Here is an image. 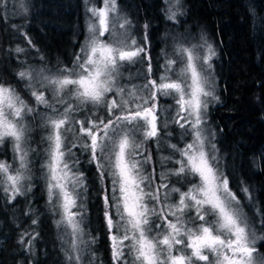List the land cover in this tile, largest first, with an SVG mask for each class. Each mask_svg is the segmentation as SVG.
<instances>
[{"label": "snow or ice", "instance_id": "snow-or-ice-1", "mask_svg": "<svg viewBox=\"0 0 264 264\" xmlns=\"http://www.w3.org/2000/svg\"><path fill=\"white\" fill-rule=\"evenodd\" d=\"M165 3L166 18L177 21L178 14L183 15L181 0ZM87 12L86 42L74 55L71 68L24 65L16 73L37 107L0 78V146L10 142L15 164L0 160V190L10 201L32 191L30 154L36 150L30 147L33 129L27 118L38 116L40 128L47 133L42 136L47 147L41 169L48 211L59 214L55 224L63 225L69 237L64 250L69 264H85L86 252L92 264L91 245L96 242L90 234L84 238L88 186L74 149L87 153V163L96 167L114 264H129V259L131 264H264V255H254L257 241L264 242V236L256 234L257 226L264 228V214L255 208L257 225L244 213L222 170L215 131L208 125L209 105L219 101L212 77L217 55L213 45L202 35L194 43L197 38L191 34H177L172 37V51H162L163 63L158 59L159 74L152 79L148 25L143 26L145 34L138 42L131 33L132 21L120 15L117 0H101L100 7L90 6ZM14 52L25 49L16 47ZM137 64H146L143 72L130 75L128 84H122V69ZM133 78L144 83L133 84ZM162 97L173 100L172 115L163 119L167 109L159 105ZM89 105L102 108L107 119L95 112L77 119L75 114ZM39 106L46 111L38 112ZM169 119L182 130L181 139H188L182 148L167 145L179 159L160 158L161 165L171 162L174 169L157 174L153 168L146 173L145 165L152 163V157L145 155V145L155 140L159 148L160 130L171 135L166 131ZM169 176L177 177V182L192 177L198 183L181 191L170 187ZM239 190L252 201L248 187ZM173 194L178 200L170 203ZM37 222L32 220L33 225ZM34 239L25 232L20 243L30 247Z\"/></svg>", "mask_w": 264, "mask_h": 264}, {"label": "trees", "instance_id": "trees-1", "mask_svg": "<svg viewBox=\"0 0 264 264\" xmlns=\"http://www.w3.org/2000/svg\"><path fill=\"white\" fill-rule=\"evenodd\" d=\"M94 1L99 2L31 0L28 11L17 15L7 13L8 0L0 3V16L3 17L0 19V78L3 82L11 84L22 97L31 101L25 82L16 75L27 62L36 61L49 68L57 65L72 67L74 55L86 41L87 8ZM117 3L132 16L140 37L145 34L143 26L148 25L147 44L152 57L151 78L154 79V61L163 47L160 35L166 24H172L163 11L165 0H117ZM181 5L185 16L181 17L180 28L184 30L186 25L190 26L193 36L204 32L205 39L217 53L214 63L220 97L211 106L209 118L215 131L217 154L223 161L222 170L228 175L229 184L237 196L246 199L239 189L248 187L253 198L251 209L259 208L264 214V0H181ZM25 33L34 48L25 39ZM16 47L25 49V52L15 53ZM40 57L44 58L43 61ZM141 67L145 68L146 64ZM163 100L164 97L159 99L160 107ZM85 112L77 119L85 117ZM172 126L173 131H182L177 125ZM161 131L170 143H178L179 147L188 139L184 137L177 141V138L166 135L164 129ZM166 131L170 133L168 129ZM46 134L45 129L36 126L32 191L10 201L0 190V264H69L65 259V242L61 239L62 227L55 224L57 213L48 211L46 180L41 169L43 149L47 147L42 136ZM145 148V155L150 153L152 157V163L145 165L146 173L155 168L159 174L165 166L173 169L171 162L159 163L160 154L170 152L168 147L158 148L155 140H149ZM74 151L80 159L79 170L84 173L88 186L86 224L89 227L86 230L96 240L91 246L95 264H114L96 167L87 163V153ZM12 157L11 144L6 141L0 146V160L11 163ZM171 181L178 183L175 177ZM196 181L189 177L186 182L190 185ZM159 182L157 175L156 183ZM33 219L38 221L37 224H32ZM25 232L35 236L30 247L20 243L21 234ZM259 233L264 236V228L259 227ZM29 238L24 237L25 241ZM257 247L264 255V242L259 241Z\"/></svg>", "mask_w": 264, "mask_h": 264}, {"label": "rangeland", "instance_id": "rangeland-1", "mask_svg": "<svg viewBox=\"0 0 264 264\" xmlns=\"http://www.w3.org/2000/svg\"><path fill=\"white\" fill-rule=\"evenodd\" d=\"M8 3H9V6H8V9H6V11H7V13L8 14H10V15H17V14H21V13H24V12H26V11H28V9L30 8V6H31V0H8ZM7 3V4H8ZM21 5H23L24 7H21ZM93 5H95V6H97V7H100L101 6V0H99V2H92V3H90L89 5H88V7H90V6H93ZM118 7H119V5H118ZM26 9V10H25ZM119 9H120V15L122 16V17H126L127 19H129V20H131L132 21V27H131V33H132V35L137 39V41L138 42H140V41H142V37H140V33H139V30H138V27L136 26V23L132 20V16L130 17L129 16V14L127 13V12H124L120 7H119ZM182 10V12H183V15H179L178 14V16H177V21H178V23H177V21H172V24H166L165 25V27H164V29L162 30V32H161V37H162V42H163V47L161 48V50H159L158 51V57H157V61H158V59H159V62H160V64H162L163 63V59H160V56H161V53H162V51H164V52H171L172 51V45H173V43H174V41H173V39H172V37H174V36H176L177 34H191V28H190V26H187L186 25V28L184 29V30H182L181 28H180V26H179V24H180V20H181V17H184L185 16V14H184V11H183V8L181 9ZM263 18V17H262ZM88 19H89V16H88ZM203 36L204 37V39H205V37H206V35H205V33L204 32H201V34L200 33H197V34H195L194 33V36L193 35H191V36H193V37H196L197 38V40H194L193 42L195 43V42H199V37L200 36ZM161 37H159V38H161ZM86 42V41H85ZM207 42H208V40H207ZM209 43V42H208ZM210 44V43H209ZM215 58V57H214ZM214 58H213V61H212V64H213V70H212V77H213V82H214V90H215V94L218 96V97H220V86H219V80H218V76H217V72H216V67H215V63H214ZM157 61H154V66H155V68H154V75H156L155 76V78L154 79H156L157 78V76H158V70H157ZM25 65H32V66H34V67H39V66H41V64L40 63H38V62H36V61H34V62H27ZM71 68V67H70ZM143 70H144V68H142L141 67V64H137V65H134V66H125L124 67V69H122V71L124 72V78L121 80V83L122 84H128V81H129V77H130V75L132 76V77H135V74L136 73H138V72H140V73H142L143 72ZM133 84H137V85H140V84H143L144 83V80L143 79H141V78H133L132 79V81H131ZM21 95V94H20ZM46 95H48L47 93H46ZM23 99L30 105V106H32V107H37L36 106V104H35V101H34V99L32 98V100L31 101H27L24 97H23ZM48 99H49V101L51 102V96H48ZM163 101H164V103H163ZM163 101H160V103H163V105L161 106L162 107V109H167V111H165L164 113H163V116L161 117L162 119L164 118V117H168V115L170 114V116L172 115V112H173V110H172V108L170 107L172 104H173V100L171 99V97H164V100ZM73 103H75L74 101H73ZM214 103H216V101H213V102H211L210 103V105H209V109H208V113H207V119H208V125L210 126V128L213 130L214 129V127H213V125H212V123L210 122V118H209V110H210V108H211V106L214 104ZM46 111V109L43 107V106H39L38 107V112H40V113H43V112H45ZM86 111V112H85ZM82 112H85V114H91L92 112H95V114L96 115H99V116H104V118H105V116H107L106 115V113L104 112V110L102 109V108H100V109H93L92 108V106L91 105H89L87 108H85V109H83L81 112H77L76 114H75V116H76V118H77V116L79 115V114H81ZM169 116V117H170ZM85 117H83V118H81V117H79L78 119H81V120H83ZM27 122L30 124V126L32 127V129H33V131H32V133H31V140H30V147L31 148H33L34 149V145H35V141H36V138H35V133H36V126L38 125H40V118L37 116L35 119H32V117L30 116V117H28L27 118ZM173 123H171V120L169 119V126H168V131L171 133V136L173 137V138H177V141H180V140H183V139H181V133H182V131H179V130H177L176 132L175 131H173ZM40 127V126H39ZM161 130H163V129H161ZM160 136H161V140H160V145H159V148H165V147H167V145L168 144H172V143H170V140H168V137L167 136H165L163 133H162V131L160 132ZM138 139H139V137H138ZM175 145H177V147H179L178 146V143L176 144L175 143ZM184 146V145H183ZM182 146V147H183ZM181 147V148H182ZM168 150H170V152L168 153V154H164V153H161L160 155V157H162V156H172V158L173 157H176V156H179L178 154H173V152H172V150L169 148ZM218 155V154H217ZM34 153H31L30 154V159L33 161L34 160ZM174 160H176V159H179V158H173ZM220 159H221V167L223 166V161H222V158L220 157ZM43 162H44V158H43ZM42 162V163H43ZM11 163H13V166L15 167V164H14V162L13 161H11ZM32 167V166H31ZM175 168V167H174ZM223 168V167H222ZM170 168L169 167H167V166H165V168H163V170L162 171H167V170H169ZM145 170H148L147 169V167L145 166ZM32 176H33V169H32ZM171 177H175V176H169L168 177V179L170 180L168 183H169V185H170V187L172 186V185H175V184H173L172 183V181H171ZM33 181V180H32ZM191 183H198V181H196V182H191ZM191 185V184H190ZM190 185H188V187H190ZM231 184H229V187L231 188V186H230ZM176 186V185H175ZM32 189H33V187H32ZM232 189V188H231ZM181 191H183V190H181ZM184 191H187V189H185ZM233 191V190H232ZM234 192V191H233ZM239 198V197H238ZM240 199V198H239ZM178 200V196L176 195V194H173L172 196H171V198H170V203H175L176 201ZM240 201H241V204L243 205V211H244V213L249 217V219H250V221H252V222H254V223H256L257 225H258V221H257V219H256V217H257V213L255 212V209H251V204H252V201H250V200H248L247 198L246 199H240ZM151 206V205H150ZM189 215H191V214H189ZM57 218L59 219L60 217H59V214L57 213ZM87 219H88V216L86 215L85 216V218H84V230H85V239H88V233H87V230H86V228L88 229V225L86 224L87 223ZM62 228H61V231H62V234H63V240H64V242H65V240H68L69 239V237L68 236H66L65 235V229H64V226L62 225L61 226ZM154 227H155V225H154ZM256 234H257V236H261V234L259 233V226H257L256 227ZM258 243H259V241H257V244H256V248H257V253H254V255H263L260 251H259V249H258ZM65 246H66V244H65ZM92 246V245H91ZM67 247V246H66ZM91 252H92V254L94 255V252H93V249H92V247H91ZM125 258L126 259H129L128 258V254H127V252L125 253ZM210 259H211V257H210ZM88 261H89V255H88V253L86 252L85 253V264H88ZM92 264H95V261L94 260H92ZM129 264H131V261H130V259H129ZM194 264H195V262H194Z\"/></svg>", "mask_w": 264, "mask_h": 264}, {"label": "flooded vegetation", "instance_id": "flooded-vegetation-1", "mask_svg": "<svg viewBox=\"0 0 264 264\" xmlns=\"http://www.w3.org/2000/svg\"><path fill=\"white\" fill-rule=\"evenodd\" d=\"M173 158H179V156H176V157H173ZM174 160V159H173ZM172 165H171V167L174 169V167H176L173 163H171ZM175 178H177V177H175ZM170 179H172V177L170 178ZM178 179V178H177ZM170 180L168 179L167 180V182H169ZM187 180H180V182H178V183H175V185H176V187H178V188H180L181 190H185V189H188V185H187V182H186ZM174 181H172V183H173ZM174 184V183H173ZM186 185V186H185ZM231 186V185H230Z\"/></svg>", "mask_w": 264, "mask_h": 264}, {"label": "water", "instance_id": "water-1", "mask_svg": "<svg viewBox=\"0 0 264 264\" xmlns=\"http://www.w3.org/2000/svg\"><path fill=\"white\" fill-rule=\"evenodd\" d=\"M257 1H260V0H257Z\"/></svg>", "mask_w": 264, "mask_h": 264}]
</instances>
